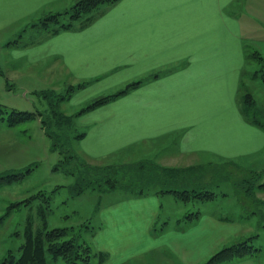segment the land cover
Segmentation results:
<instances>
[{
    "label": "crops",
    "instance_id": "obj_1",
    "mask_svg": "<svg viewBox=\"0 0 264 264\" xmlns=\"http://www.w3.org/2000/svg\"><path fill=\"white\" fill-rule=\"evenodd\" d=\"M249 3L117 0L89 20L56 33L39 32L41 41L30 45H20L27 30L15 31L5 38L4 50H10L16 68H40L57 87L59 81L88 82L86 88L101 83L109 91L125 86L118 92L141 81L110 102L72 113H79L76 141L87 158L115 162L127 149L147 144L159 147L155 162L166 167L194 166L203 157L264 159V130L245 120L238 100L247 61L241 16ZM72 5L73 0H0V38L29 14L65 12ZM172 133L178 149L164 157L163 139ZM172 199L179 200L172 193L124 194L100 205V225L87 238L99 253L95 264H208L233 237L255 233L200 210L191 211L198 216L186 217L187 212L173 219L162 212ZM246 263L254 261L221 264Z\"/></svg>",
    "mask_w": 264,
    "mask_h": 264
},
{
    "label": "rangeland",
    "instance_id": "obj_2",
    "mask_svg": "<svg viewBox=\"0 0 264 264\" xmlns=\"http://www.w3.org/2000/svg\"><path fill=\"white\" fill-rule=\"evenodd\" d=\"M77 1L73 0V4ZM249 1L250 3L245 7L247 13L241 16L247 61L242 72L238 100L241 111V107L245 108L242 99L245 94L251 93L258 116L264 122V0ZM49 14L51 13L29 14L11 26L0 38L2 41L0 42V68L4 71V74L0 72V107L6 111L1 116L4 118L0 119V216L10 212L8 219L0 225V262L1 257L9 249H17L23 242V230L29 216L34 218L35 226L43 222L39 215L41 207H44L49 229L73 226L79 237L87 239L91 231L89 229L100 225L103 211L100 205H108L124 197L122 191L104 190L106 185L99 186V183H103L102 176L91 173L96 171L105 173L109 166L116 168L112 170L114 172L117 169L120 170L121 166L142 160L155 162V155L159 152V147L150 148L147 144H142L139 147L127 149L125 156L114 159L119 161L87 158L81 154L76 141V136L81 133V130L75 121L72 125L62 124L60 130L54 127L53 131L56 133L54 139L48 135L40 111L45 118L49 116L52 119L51 111L58 110L57 108L65 115H74L72 113L87 107L96 99L125 87L122 85L109 91L102 90L106 85L101 83L86 88L82 83L79 86L75 82L61 84L60 81L57 87L56 84L44 78L40 68L21 66L23 71L16 68L17 65L11 63L12 59L9 58L10 50H4L5 38L10 37L15 31L25 29L27 32L20 45L25 43L30 45L41 41L38 33L51 31L52 20ZM69 17L70 13L64 12L59 19L67 22ZM257 52L263 60L255 56ZM58 78L65 79L64 76H58ZM42 88L44 90L41 91ZM62 96H64L63 100ZM249 114L253 116V110ZM27 116L30 117L21 120L22 117ZM13 119L17 121L11 122ZM52 125L57 124L55 121L52 122L50 129ZM169 136L170 139H163L164 157L178 149L177 134L172 133ZM70 152L74 155L66 160ZM203 158L206 159L197 160L194 170L186 172L181 177V183L171 187L212 190L217 193L215 199L191 202L172 199L169 201L172 204H169L162 212L175 219L192 210H200L237 221L244 226V228L241 227L243 232H249L245 230L246 228L251 230L255 228L254 234L259 233V236L253 237L254 245L261 250L249 258L254 261V264H264V194L258 187L264 182V168H261L262 170L255 168V164L264 167V164H261L264 159L261 155L239 161ZM79 164L82 166L80 170L84 172V175L86 174L89 183L82 191L79 187H74L75 175L69 173V170H74ZM87 167L91 168L87 169ZM8 175L15 177L13 181L6 182L2 178ZM103 178L106 179V177ZM129 178L128 173L121 171L118 174V180L123 184H126ZM153 185L149 183V187ZM250 186H253V189L249 194L247 189ZM28 198L32 200L28 201L27 205L13 207L14 204ZM161 224V220L157 219L155 225L159 227ZM15 231H18L19 235H16ZM251 235L233 237V240L221 249L237 241L245 240ZM95 260L93 257V264ZM58 261L62 262L61 259Z\"/></svg>",
    "mask_w": 264,
    "mask_h": 264
},
{
    "label": "trees",
    "instance_id": "obj_3",
    "mask_svg": "<svg viewBox=\"0 0 264 264\" xmlns=\"http://www.w3.org/2000/svg\"><path fill=\"white\" fill-rule=\"evenodd\" d=\"M115 1L117 0H78L68 10L65 11L70 13L71 17H69V21L67 22L59 19V16L64 14V12L49 14V18L52 20V27L50 30L52 31V33H56L60 29H65L73 26L75 21H83V19L89 20L91 14L95 10L99 9L100 6L114 3ZM258 54L259 52H257L255 56L258 59L263 60V57ZM0 72L4 74V71L1 68ZM87 83L82 84L86 85ZM140 83L141 81L134 82L127 85L123 90H120L114 94L102 96L90 103L87 107L83 108V110L91 109L110 102ZM79 86L81 85L79 84ZM63 97L64 96L61 97L62 100ZM242 103H244L245 108L241 107V113L244 116L245 120L254 126L264 129V122L258 116L259 113L255 108L256 105L253 95L251 93L245 94L244 98L242 99ZM57 109L58 110L51 111L53 119L49 116L45 118L43 112L40 111L42 122L45 123V130L53 139L56 135V133H54L53 131L54 127L60 130L62 129V124L67 123L68 125H72L76 120L77 115L79 114L76 113L74 115H65L59 110V108ZM251 110H253V116H250L249 114ZM5 112L6 111L0 107V119L4 118L1 116H3ZM29 117L30 116L24 118L22 117L21 120L27 119ZM13 120L11 122L17 121ZM54 121L57 125L53 126V124L51 126V130L49 126ZM80 136L81 135L78 134L76 137ZM73 155L74 154L70 152L66 160L69 159V157H73ZM81 167L82 166L79 164V166L75 167L74 170H69V173L75 175L76 181L74 183V187H79L82 191L84 190L85 186L89 185V183L86 179V174L84 175V172L80 170ZM90 168L91 167H87V169ZM119 168L121 169H117L112 172V170L116 168L109 166L108 170H106L105 173L96 171L92 172L91 174L102 176L101 180L103 183H99V186L106 185L104 190H119L124 194L129 195H146L150 192L164 194L172 193L183 202H191L193 200L210 201L212 199H215L217 195L216 192L207 189H178V187L176 186L171 187L175 184L181 183V177L186 172L194 170L196 168L195 165L190 167H166L150 160H142L140 162L130 163L129 165L127 164ZM121 171L130 174V178L128 182H126V184H123L122 181L118 180V174L121 173ZM103 177H106V179ZM2 178H4L6 182H11L15 177L8 175L2 176ZM122 178L124 179V177ZM149 183H153L154 185L149 187ZM159 185L160 187H158ZM258 187H260V189H264V182L260 183ZM252 189L253 186L248 187L247 191L249 194L252 192ZM30 200H32V198H28L24 201L18 202L14 204L13 207H21L25 204L27 205V202ZM198 214L199 212H189L186 217H190L191 215L198 216ZM39 215L43 222H41L40 225L35 226L34 218L32 216H29L23 230V242L20 244L19 248L15 250L9 249L7 253L1 257L2 261L0 262V264H60L62 262L63 264H90L92 258L99 254L93 250L91 244L87 239H82L83 237H79V235L75 233L73 226L54 227L49 229L46 223L44 207L40 208ZM9 216L10 212H8V214L5 216H0V225L4 224ZM15 232L16 235H19L18 231ZM253 237L256 236H250L245 240L237 241L233 245L217 251L209 259L208 264L227 263L254 256L261 249L254 245ZM59 259H61L62 262H59Z\"/></svg>",
    "mask_w": 264,
    "mask_h": 264
}]
</instances>
